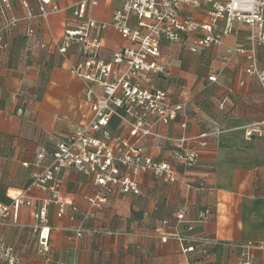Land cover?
Instances as JSON below:
<instances>
[{
  "label": "crops",
  "instance_id": "crops-1",
  "mask_svg": "<svg viewBox=\"0 0 264 264\" xmlns=\"http://www.w3.org/2000/svg\"><path fill=\"white\" fill-rule=\"evenodd\" d=\"M50 1L65 6L78 0ZM199 1L198 8L184 6L182 15L188 13L201 21L208 4L205 0ZM28 2L35 11L38 2ZM120 3L121 0H98L90 14L96 20L109 21L112 10ZM76 20L68 10L33 22L41 31L39 39L48 49L46 64L41 68L44 76L26 89L28 104L37 127L59 136L67 135L73 125L85 121L89 114L88 104L81 100L84 83L68 70V62L79 61L81 55L73 47L68 52L67 62L52 46L63 28L75 24ZM233 26L235 32L225 36L221 45L207 48L200 54L191 53L180 44L163 41L161 52L169 61V77L152 76L155 85L169 87L171 101H188L187 117L177 115L169 124L157 126L158 129L177 135L183 131L180 127L183 121H187V130L191 132L212 128L215 124L212 121L221 126L217 141L202 153L198 169L189 173L190 179L203 177L205 164L211 163L212 170L208 174L213 192L188 191L181 184L166 183L151 173L141 174L138 177L140 194L118 193L103 212L90 211L95 216L94 220L90 219L91 225L98 228L97 233L85 234L83 238L70 237L81 218L80 211L68 210L58 218L56 208L49 204L44 225L38 223L33 208L20 206L16 220H9L6 226L0 227V236L9 241L11 234L16 241L15 235L26 231L38 240L41 227H44L43 233L48 229L52 248L61 252L62 261L67 264H187L175 238L177 232L189 236L208 234L234 242L264 241V129L260 125L264 117V92L258 79L245 72L244 57L227 53L232 46L249 44V26L238 22ZM92 34L101 39L100 55L105 59L113 50L130 43L110 27L95 28ZM257 55L259 66L264 69V45ZM210 75L216 80H209ZM8 83H0V202L5 205L11 203L34 170L33 164L25 166L22 162H32L37 146L43 142L37 129L24 126L23 118L16 114L23 99L21 95L16 97L13 91L19 82L12 77ZM221 100H224L223 109L219 108ZM109 126L113 131L124 129L116 116L111 117ZM151 151L159 159L169 154L166 149ZM61 178L62 198L67 202L74 199L79 207L85 208L79 193L81 184L88 178L74 170L63 171ZM37 193L35 203L40 204L47 193ZM184 204L192 208L190 218L195 216L197 209L209 206L207 221L195 224L188 231L183 225L177 230L161 226L163 219L175 223L174 211ZM122 228L124 232L119 231ZM163 236H167L165 241ZM30 244L31 241L28 249ZM35 244L33 250L37 253ZM24 247L20 240L15 247L17 259H23ZM236 250L222 246L214 248L207 260H202L197 252L188 254V258L190 264H238ZM255 264H264V252L258 253Z\"/></svg>",
  "mask_w": 264,
  "mask_h": 264
},
{
  "label": "built area",
  "instance_id": "built-area-1",
  "mask_svg": "<svg viewBox=\"0 0 264 264\" xmlns=\"http://www.w3.org/2000/svg\"><path fill=\"white\" fill-rule=\"evenodd\" d=\"M37 1L43 16L62 9L50 0ZM205 1L208 8L201 21L191 14L184 16L181 13L186 5L200 7L199 0H121L112 10L109 21L96 20L90 14L98 0H78L65 6L77 20L75 24L65 26L63 34L54 40L52 46L67 62L71 48L82 54L79 61L68 62V69L86 81L82 100L90 105L92 115L67 138L52 140L54 147L51 152L45 145L39 147L37 158L42 160L45 157L47 163L40 171L31 173L28 186L14 197L10 205L0 202V218L12 214L15 218L18 207L32 204L34 216L38 223L44 225L49 202L56 205L58 216L64 215L67 202L60 193L63 181L60 169L64 167L90 174L94 187L84 195V199L99 210L106 207L117 191L139 192L136 177L140 173L150 172L168 183L179 182L188 191L213 190L206 175L201 178L204 183L193 187L188 174L198 167L202 153L209 146L207 138L216 142L222 129L191 132L187 130V121L180 123L183 131L177 135L158 129L157 126L169 124L177 115L187 117L188 101H171L169 87L155 85L151 79L153 75L167 77L169 74V63L161 52L163 41L178 43L191 53L200 54L207 48L221 45L225 36L235 32L233 25L238 22L249 26V44L232 46L227 53L244 57L245 72L258 79L264 92V69L260 68L257 55L260 46L264 45V0ZM98 27L114 29L119 36L130 41L129 45L113 50L106 59L102 58L101 39L92 34ZM208 79L215 81L216 77L210 75ZM118 107L126 114L123 117L124 129L114 133L109 130L108 121ZM223 107L224 100H221L219 108ZM260 125L264 129V117ZM45 135L52 138L50 134ZM147 141L159 150L167 146L169 157L159 159L152 156L145 146ZM205 167L207 171L212 170L211 163ZM34 187L47 193L44 202L36 206L32 193ZM70 207L72 213L79 211L74 202ZM188 207L184 204L176 208L177 222L195 223L208 219L209 207L198 210L191 219L188 218ZM43 231L44 227H41L39 237L40 244L45 245L48 229L45 233ZM76 235H81L79 228H76ZM166 238L163 237L164 240ZM178 239L183 240L180 236ZM192 240L184 239L188 245L183 247V252L195 250L193 243L198 241ZM207 241L208 245L226 246V242L214 236L204 238V243ZM227 245L241 248L240 264H253L251 248L264 249V241ZM11 250L0 239V259L9 258L7 260L11 264Z\"/></svg>",
  "mask_w": 264,
  "mask_h": 264
},
{
  "label": "rangeland",
  "instance_id": "rangeland-1",
  "mask_svg": "<svg viewBox=\"0 0 264 264\" xmlns=\"http://www.w3.org/2000/svg\"><path fill=\"white\" fill-rule=\"evenodd\" d=\"M36 2H38V1L36 0ZM68 4H70V3H68ZM68 4L65 6H68ZM65 6L60 5V7L62 9L58 10V11H53V13L54 12L57 13L60 11H67L65 9ZM53 13L51 12L49 14H53ZM49 14L47 16H43L40 13L39 2L37 3V9H35V11H34L31 8L28 0H0V83L9 84L8 82H9V80H11L12 77L17 79V81L19 82L18 87L16 90H13V91H14V94L16 97L18 95H21L23 99L20 102V106H18L16 108V114L23 118L24 126L27 127L28 123H29L28 127L34 128V126H35V128L38 131V134H40V138L41 139L43 138L42 144H39L36 148L37 151L34 155V160L32 162H28V163L22 162V164H24L25 166H28V164H31V165L33 164L34 170H32L28 174L27 182L25 183V185L22 189H20L17 193H15L16 195L18 193H21L23 191V189L28 186L29 182L31 181V179L29 178L31 173L35 172V171H40L41 169H43V166L47 163V159L45 157L42 160H38L37 153H38L39 147H41L42 145H45L47 147V143H48V141H50L51 142L50 143L51 148H50L49 152H51L53 150V147H54V143H52V140L67 138L69 135H71V132L77 126H80V125H83L84 123H86L92 115L90 105L87 102H84V100H82V93L84 91L86 81H84L82 78L79 77L84 83L83 91L81 93V100L83 101V103L88 104V107H89V114L86 117L87 119L83 122L76 123L75 125H73L71 127V130L65 136H59L58 134H54L52 131H48V130H45L43 128L41 129V128L37 127V125H36V120L34 119V114L31 111V108L29 107V104H28L29 97L27 96L28 90H26V89H28L27 87H29V88L33 87L34 80L35 81H36V79L40 80L44 76L43 70H41V68L44 64H46V61H47L48 46L45 45V43H43V41H41V39H39V37L41 36V31L37 29L36 25L33 24V22L37 19H40V20L46 19L47 17H49ZM64 28H63V30H64ZM175 44H178V43H175ZM53 50L56 51L55 46H53ZM81 59H82V54H81ZM168 63H169V61H168ZM167 77H169V74L167 75ZM151 81H152V79H151ZM19 109H21V111H19ZM125 115L126 114H125L124 110H122L121 108L118 107L116 110V113L109 117V121H110L111 117L116 116L119 118V120H120V122L124 128L123 117ZM109 121H108L109 130L111 132H114V133L120 132V131H113L109 126ZM25 122H27V123H25ZM212 122H214L215 124L213 126H211L212 128H209L208 130H211L213 128H218V127L220 129H222L221 126L217 125L215 121H212ZM46 133L50 134L52 136V138H49L48 136H46L45 135ZM207 139H208L209 144L213 143V142H210L209 138H207ZM145 146L147 148V151L152 156H154L155 158H157V157H156V155H154L152 153L151 149L156 150V151H161L163 149H166L169 151L167 146L164 147L163 149H160V150L156 149V148L150 146V142H148V141L145 143ZM169 155H170V151H169L168 156L164 157V158H168ZM207 164L208 163H206L205 165L207 166ZM199 165H200V163H199ZM199 165H198V167H199ZM198 167L196 169H198ZM205 168L203 169V172H204L203 174H204V176L205 175L207 176L208 181H209V174H208L209 171H207L208 169H205ZM65 170H71V171L74 170V171H76V172H78V173H80V174H82L88 178L87 182L81 184L82 189H81V192L79 193L82 201L85 202L87 209H86V207L83 209L81 207H79L77 205V203L75 201H73L74 199L71 201H68V202L66 200H64L65 202H67V206H66L67 211L71 209L70 206L74 202L77 205V207H79V211L81 213V218H79L77 220L78 225H77V227L74 228V231H72L73 234H71L70 237H72V238H74V237L83 238L85 234H89V233L94 234V233L99 232L97 227L91 225L92 221H90V219L93 218V220H94L95 216L91 215L90 211L96 210V211H102L103 212L104 209L111 206V204H109V203H111L113 198L116 197V195L118 193H121V192L117 191L112 197H110V202H108L105 205L106 207H103V209H101V210L95 209V208L91 207L90 204H88L86 202V200L84 199V195H86V193H88V192H91L93 190V187H94V185H93L94 180L90 176V174L89 173H87V174L83 173V172L78 171L74 168L64 167V168L60 169V176H61L62 172ZM146 173H150V172H146ZM146 173L138 174L136 177L137 182H138L139 175L146 174ZM204 176H203V178H204ZM201 178L202 177H198L197 179H190L189 178V182H191L193 187H199L201 182H202ZM164 182H166V181H164ZM166 183H168V182H166ZM177 183L180 184L179 182H177ZM202 183H204V182H202ZM84 184H85V188H83ZM170 184H176V183H170ZM181 185H183V184H181ZM38 189L39 188L34 187L32 190V193L34 194L35 206L39 205V204L35 203L36 202L35 199H37V196H38L37 192H41ZM60 190H61V188H60ZM138 191H139V184H138ZM194 191L197 193H205V190H202V189L201 190L194 189ZM213 191H214V189L212 190V192ZM132 193H134V192H132ZM140 193H141V191L134 193V194H140ZM121 194H129V193H121ZM16 195H14V197ZM14 197H13V199H14ZM13 199H12V201H13ZM44 199H46V198H44ZM12 201H11V203H12ZM43 202H44V200H43ZM11 203L6 204V205H10ZM49 204H53L54 207L56 208V205L53 202H49L47 204L46 208L48 207ZM23 206H25V205H23ZM26 207L35 209L32 204L29 206H26ZM17 209L18 210L16 212L17 214H16L15 218H13V214L11 216H6L5 218H0V220H1L0 221V227L6 226L7 223L9 222V220H11V222H14L16 220L18 212L20 210L19 207ZM188 209H189V207H188ZM200 209H206V207L197 209L196 213ZM191 211H192V208H190V213H191ZM47 212H48V208H47ZM196 213H195V215H196ZM56 215H57V208H56ZM62 216L63 215H61V216L57 215L58 218L62 217ZM53 217L55 218V215ZM68 217L70 220H72V221L74 220V218H72V217L70 218V216H68ZM118 217L121 219L120 215H118ZM188 218H190V217H188ZM174 219H175V211H174ZM46 220H47V213H46ZM164 220H166V222H164ZM174 221H175V223L174 222L170 223V221L168 222L167 219H163V221H162L163 223L161 224V226H166V227L172 226V227H174V229L177 230V227L179 225H183L184 229L188 231V230L192 229V227L195 224L206 222L207 220L202 221V222H195V223L177 222L176 219ZM189 226H190V228H189ZM76 228L80 229L81 235H79V236L76 235ZM119 231L124 232L125 228L124 229L122 228ZM11 232L13 233V231H11ZM178 236L182 237L183 240H179ZM47 237L48 238H47V242L45 245L40 244V237L37 240L31 234L28 235V233L26 231H24L22 234H20L18 236L15 235L16 241L14 238L11 237V234L9 237L10 238L9 241L6 240L5 238L1 237V236H0V239H2L5 242V244L7 246L11 247V249H12L10 252L11 253L10 256L12 257L13 261L11 264H67V262L62 261L63 258H62V254H60L61 252L60 253L57 251L55 252V250L52 248L51 238L49 237V235H47ZM163 237L166 238L167 236H163ZM175 238L180 243L181 252L186 256L185 262L187 264H190V259L188 258V254H191L192 252L199 253L202 260H207L209 258V255L211 254L210 252H211V250H213V248H218V247L224 246V244H222V245H211V244H209L208 245V241L206 243H204V238H208V234L207 235H199V236H189V235H181L177 232V233H175ZM186 238H190V240L193 239L192 241H198V242L193 243L195 245V247H194L195 250H193L192 252H183V247L188 245V243L186 241H184V239H186ZM214 238H215V236H214ZM20 240L22 241V244H25V247H24L25 249L21 253L23 256V259H17V254H16V250H15V247H17V244L20 242ZM217 240H219V239H217ZM30 241H31L30 249H28L29 248L28 244ZM219 241L226 242L225 247H228L227 243L238 242V241L234 242V241L222 240V239ZM251 241L252 242H260L263 240H256V241L251 240ZM251 241H247V242H251ZM247 242H244V243H247ZM34 243H36L35 244V250L37 253H35L33 250ZM240 249L236 250V252H235L237 260H238L237 261L238 264H240L239 260L241 257V250ZM251 251L253 253L251 261L253 262V264H255L256 260L258 259V253L260 251L264 252V249L251 248ZM30 252H32V256H33L32 258H30ZM7 259H9V258H6V257L1 258L0 264H10L9 260H7Z\"/></svg>",
  "mask_w": 264,
  "mask_h": 264
},
{
  "label": "trees",
  "instance_id": "trees-1",
  "mask_svg": "<svg viewBox=\"0 0 264 264\" xmlns=\"http://www.w3.org/2000/svg\"><path fill=\"white\" fill-rule=\"evenodd\" d=\"M27 122H28V121H27ZM27 122H25V123H27ZM31 124H32V123H31ZM28 125H29V123H28ZM28 125H27V126H28ZM34 128H35V126H34ZM50 143H51L50 141H48V143H47V147H46V148L48 149V151H49V150H50V148H51V146H50ZM206 207H209V206H206ZM168 222H169V221H168ZM168 222H167V223H168ZM213 250H214V248H213ZM213 250H211V252H210V253H212V252H213Z\"/></svg>",
  "mask_w": 264,
  "mask_h": 264
},
{
  "label": "bare ground",
  "instance_id": "bare-ground-1",
  "mask_svg": "<svg viewBox=\"0 0 264 264\" xmlns=\"http://www.w3.org/2000/svg\"><path fill=\"white\" fill-rule=\"evenodd\" d=\"M45 232H46V230H45Z\"/></svg>",
  "mask_w": 264,
  "mask_h": 264
}]
</instances>
